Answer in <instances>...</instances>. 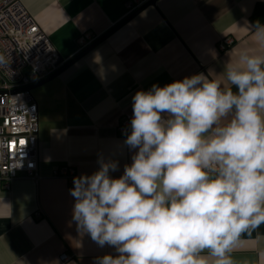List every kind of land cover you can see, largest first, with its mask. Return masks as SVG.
<instances>
[{
	"label": "crops",
	"instance_id": "0c3cea01",
	"mask_svg": "<svg viewBox=\"0 0 264 264\" xmlns=\"http://www.w3.org/2000/svg\"><path fill=\"white\" fill-rule=\"evenodd\" d=\"M20 1L65 60L78 52L83 32L101 35L126 13V0ZM257 22L264 24V0H157L34 88L39 178L19 172L8 187L0 183V264H93L115 255L77 231L72 187L56 170L91 175L103 158L119 163L111 176L122 175L136 150L117 126L132 112L135 93L199 73L216 76L241 50H256L249 28ZM223 36L232 43L221 51ZM256 248L247 241L238 255L254 257ZM62 253L70 258L60 261Z\"/></svg>",
	"mask_w": 264,
	"mask_h": 264
},
{
	"label": "clouds",
	"instance_id": "9594fccd",
	"mask_svg": "<svg viewBox=\"0 0 264 264\" xmlns=\"http://www.w3.org/2000/svg\"><path fill=\"white\" fill-rule=\"evenodd\" d=\"M249 29L256 50L216 76L135 93L122 175L98 158L74 178L77 231L116 253L93 264H264V24Z\"/></svg>",
	"mask_w": 264,
	"mask_h": 264
},
{
	"label": "built area",
	"instance_id": "2783aa9c",
	"mask_svg": "<svg viewBox=\"0 0 264 264\" xmlns=\"http://www.w3.org/2000/svg\"><path fill=\"white\" fill-rule=\"evenodd\" d=\"M147 0H126L125 16ZM99 35L83 32L79 36L78 52ZM232 38L223 36L218 49L224 50ZM0 55L6 63L0 65V183L8 187L17 173L37 180V105L33 97L23 88L53 73L58 65V54L49 37L41 30L33 16L20 0H0ZM65 60V59H64ZM171 82L160 84L163 87ZM19 91L10 94L11 90ZM132 112L125 113L117 126L123 136L130 130ZM62 176L70 187L79 177L72 167L62 166L55 172ZM70 258L62 253L60 261Z\"/></svg>",
	"mask_w": 264,
	"mask_h": 264
},
{
	"label": "water",
	"instance_id": "95a60500",
	"mask_svg": "<svg viewBox=\"0 0 264 264\" xmlns=\"http://www.w3.org/2000/svg\"><path fill=\"white\" fill-rule=\"evenodd\" d=\"M156 2H157V0H147L140 7H138L136 10L131 12L129 15L125 16L122 20H120L118 23H116L114 26H112L106 32H104L103 34L99 35L89 45H87L85 48H83L82 50L77 52L71 58H69L67 60H64L62 57L58 56V60H57L58 67L53 73L49 74L48 76L44 77L43 79H41V80H39L37 82H34V83L24 87L23 89L27 90L30 93V95L32 96L31 91L34 88H36V87H38V86L50 81L54 77L58 76L60 73H62L65 69H67L73 63H75L79 59L83 58L88 52H90L92 49H94L100 43L104 42L109 36H111L119 28H121L126 23H128L135 15H137L139 12H141L142 10H144L145 8H147L149 6H154L156 4ZM17 91H19V89L11 90L8 93L13 94V93H15ZM6 93L7 92L2 91V92H0V95L6 94Z\"/></svg>",
	"mask_w": 264,
	"mask_h": 264
}]
</instances>
